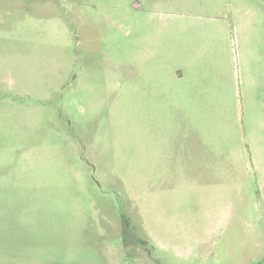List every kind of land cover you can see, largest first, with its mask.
Masks as SVG:
<instances>
[{"label": "rangeland", "instance_id": "1", "mask_svg": "<svg viewBox=\"0 0 264 264\" xmlns=\"http://www.w3.org/2000/svg\"><path fill=\"white\" fill-rule=\"evenodd\" d=\"M0 264H264V0H0Z\"/></svg>", "mask_w": 264, "mask_h": 264}]
</instances>
